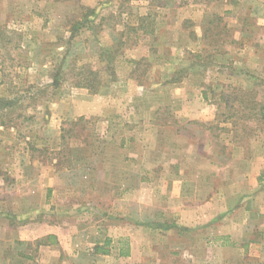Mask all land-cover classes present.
<instances>
[{
    "label": "crops",
    "instance_id": "obj_1",
    "mask_svg": "<svg viewBox=\"0 0 264 264\" xmlns=\"http://www.w3.org/2000/svg\"><path fill=\"white\" fill-rule=\"evenodd\" d=\"M245 2L254 0L177 5L182 10V20L176 21L180 37L165 31L145 45L147 51L135 45L129 59L121 56L126 66H118L114 84L95 92L82 89L70 97L63 106L67 117H124L132 126L120 136L124 147L117 154V166L104 165L103 180L95 168L84 176L60 169L49 172L44 181L38 176L32 180L46 189L40 203L50 205L44 209L50 217L45 213L37 225L16 233L8 224L0 229L9 238L16 234L12 243L40 240L36 259L22 264H264L263 134L253 146L232 130L214 135L202 129L189 134L182 128L219 121L209 93L221 88L213 77L220 75L215 62L222 54L218 45L206 40V31H214L219 16L233 20ZM140 3L146 8L140 16H145L151 6ZM185 21L194 26L196 37L183 28ZM158 46L164 47L170 62L207 51L205 62L211 56L212 66L182 67L183 80H174L171 68L161 73L154 65L147 88L132 77L130 66L147 52L151 62ZM231 50L226 44L224 52ZM116 106L121 113L112 116ZM159 108L174 114L180 132L154 114ZM74 195L84 196L85 210L71 206ZM92 203H100L99 216ZM82 216L84 224H78ZM3 244L0 241V264H18L3 254L10 248Z\"/></svg>",
    "mask_w": 264,
    "mask_h": 264
},
{
    "label": "rangeland",
    "instance_id": "obj_2",
    "mask_svg": "<svg viewBox=\"0 0 264 264\" xmlns=\"http://www.w3.org/2000/svg\"><path fill=\"white\" fill-rule=\"evenodd\" d=\"M140 1L0 0V97L15 100L12 107L0 111V212L12 219L0 216V229L8 224L16 233L37 225L45 213L50 217L44 210L50 205L40 203L45 187L41 181L36 185L32 182L37 176L44 181L49 172L60 169L84 176L86 170L95 168L103 180L104 165L117 166V154L124 147L120 136L132 126L124 117L115 118L121 113L120 107L114 108L111 118L72 119L64 115L63 106L75 93L89 90L75 85L84 77L89 76L98 89L114 84L118 66H126L121 56L129 59L135 45L145 48L165 31L180 37L176 21L182 20V10L177 5L197 0H143L151 6L145 16H140L146 9ZM231 19L219 16L214 31H206V40L218 45V54H222L215 62L220 75L213 77L221 88L209 93L219 121L184 124L182 128L189 134L202 129L214 135L232 130L254 146L255 139L262 134L264 138V0L245 2ZM183 24L196 37L194 26L188 21ZM226 44L231 45L230 55L224 52ZM163 49L153 48L151 62L147 52L149 56L130 66L132 77L147 88L153 82L148 73L154 65L161 73L171 68L177 75L174 80H183L182 67L212 66L211 56L205 62L207 51L186 53L185 58L170 62ZM154 114L180 132L170 110L159 108ZM82 196L74 195L76 203L71 206L85 210ZM92 206L99 216L100 203ZM84 217H79L78 224H84ZM13 236L0 233L3 245L10 246L3 254L18 264L35 260L40 240L27 243L16 239L12 243L16 234Z\"/></svg>",
    "mask_w": 264,
    "mask_h": 264
},
{
    "label": "trees",
    "instance_id": "obj_3",
    "mask_svg": "<svg viewBox=\"0 0 264 264\" xmlns=\"http://www.w3.org/2000/svg\"><path fill=\"white\" fill-rule=\"evenodd\" d=\"M142 60V59H141ZM141 60L139 61H135V63L141 62ZM89 76L84 77L81 81H79L78 83H76L75 85L77 87H86L88 88L90 91H96L98 90V87H94L93 83H90V79H88ZM15 103L14 99L8 98V97H0V111L8 108V107H12Z\"/></svg>",
    "mask_w": 264,
    "mask_h": 264
}]
</instances>
